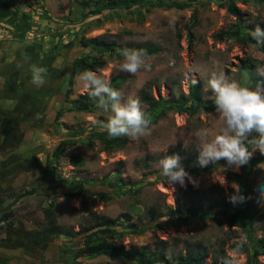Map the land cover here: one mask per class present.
<instances>
[{
  "label": "rangeland",
  "instance_id": "rangeland-1",
  "mask_svg": "<svg viewBox=\"0 0 264 264\" xmlns=\"http://www.w3.org/2000/svg\"><path fill=\"white\" fill-rule=\"evenodd\" d=\"M176 1L183 6L141 4L115 12L105 10L80 20V8L74 0H0V213L13 211V226L0 235L5 240H0V264H142L109 253L80 254L82 235L54 236L41 244L29 242L27 233L44 223L46 208L52 210L58 224L72 230L87 224L92 216L111 217L117 230L125 231L112 241L131 251H154L156 241L161 239L167 243L165 252L170 258L183 255L188 249H201L207 253L202 264L224 256L230 264H247L246 255L231 248L244 235L239 227L228 225L225 209L220 206L214 208L212 218L203 221L188 218L183 222L174 215L150 221L146 216L150 211L166 213L178 205L210 206L221 200L226 202V212L235 210L238 205L229 203L228 197L236 184L227 175L240 172L241 167L238 171L223 170L225 161L220 160L213 170L193 173L184 167L183 160L200 148L194 137L200 128H208L211 137L223 127L215 107L209 106L213 100L207 83L210 74L223 71L242 86L254 87L249 73L239 66L253 64L252 76H260L257 69L264 68V52L255 44L215 38L220 30L239 21L226 10L225 0ZM236 4L246 26L244 32L250 33L257 21L264 20V0H239ZM15 9L18 17L22 12L30 15L31 28L24 39L13 38L14 28L5 22ZM101 15L109 16L98 27L88 26V21ZM81 35H105L125 47L150 44L158 48V53L148 56L152 70L135 75L120 71L122 57L103 55L106 65L94 72L106 80L125 74L127 80L119 88L125 99L129 95L140 98L142 90L155 99H176L188 92L191 80L185 79V73L191 72L200 83V97L209 101V108H200L194 114L164 109L157 122L151 123L150 136L136 140L124 137L117 148L104 149L90 135L94 130L101 131L93 125V118L106 121L109 115L96 105L90 112H64L55 120L56 111L63 105L72 60L89 52L78 41ZM55 43L57 49L52 48ZM172 61L174 65L170 66ZM33 65L48 70L43 87L30 83ZM32 92L38 95L35 100ZM82 93L85 91L78 74L69 98ZM13 94L19 95L20 101L9 99ZM28 101L31 106L22 110L21 104ZM141 104L145 110L147 105L142 101ZM64 140L67 145L56 156L57 147ZM172 155L180 157V164L198 186L189 183L186 187H171L164 182L158 161ZM73 156H79L84 164L72 165ZM260 156L263 155L256 151L250 161ZM116 169L122 177L137 183V194L115 192L107 181L113 179ZM224 178L227 184L221 186L219 182ZM43 179L47 182L40 183ZM248 181L250 199L264 185V162L251 167ZM76 191L75 197L68 195ZM90 191H105L110 198L103 201ZM252 219L254 237L259 239L264 236V211L257 210ZM157 222L158 228L154 226ZM140 229L144 230L136 232ZM220 261L218 264H223ZM254 264H264V255L258 256Z\"/></svg>",
  "mask_w": 264,
  "mask_h": 264
},
{
  "label": "trees",
  "instance_id": "trees-1",
  "mask_svg": "<svg viewBox=\"0 0 264 264\" xmlns=\"http://www.w3.org/2000/svg\"><path fill=\"white\" fill-rule=\"evenodd\" d=\"M167 1H169L167 3ZM239 0H225V8L231 15L239 19L238 23L226 30H220L215 38L222 40L224 38H233L242 43L255 44L257 48L264 52V46L257 45L256 42L251 38L249 32H244L246 26L242 24L241 21V10L237 7V2ZM247 2L248 0H241ZM74 2L79 6L80 11V20H84L88 17H93L103 13V11L108 10L115 12L117 10L129 9L134 5L148 4L150 6H175L181 8L183 5L177 3L176 0H74ZM109 15H101L87 22L89 25H94L96 27L100 26L103 20L107 19ZM30 15L27 12H22L21 16L18 17V11L15 9L12 11L11 15L5 19V22L14 28L12 33L13 38L24 39L26 33L31 28ZM256 27L264 29V20L257 21L255 23ZM250 26V25H248ZM247 26V28H248ZM191 37V33H189ZM80 45L89 52L83 53L80 56L75 57L71 63V69L68 72L66 82L67 87L64 91V101L63 105L56 111L55 120H58L64 112L78 111V112H90L94 109L96 101L91 99L87 93H82L77 96L75 99H70L72 92V86L74 83V77L84 70L96 71L104 68L106 65V60L103 59V55L122 57L119 54L120 49L131 48V49H145L148 53V56L158 53V48L150 44H129L126 47L118 44L114 40L108 39L105 35L95 36V37H85L81 35L78 39ZM58 45L55 43L52 45L53 49H57ZM253 64L247 65L246 63L239 66L240 70L249 73V77L254 82V86L257 81L264 80V76H252ZM127 80V76L122 73L112 75L108 81H110L111 86L118 89L120 86ZM36 92V91H35ZM34 94V92H32ZM14 95V94H13ZM18 95V94H17ZM31 96V95H30ZM38 95H32L31 98H35ZM18 96H10L9 99L13 101L18 100ZM140 98L143 103L147 105L144 110L146 115L150 118L151 123H156L160 113L164 109L175 110L178 113L186 112L188 114H194L200 108H209L207 102L200 97V83L198 82L195 85L190 84L188 92L184 95L181 94L176 99H155L152 95H149L145 90L140 92ZM6 99V98H5ZM30 100V99H29ZM33 100V101H34ZM211 105L214 106L213 100ZM20 104V103H19ZM18 104V106H20ZM16 105V104H15ZM17 106V108H18ZM31 104L29 101L27 103L21 104L20 108L26 110ZM9 107H12L10 105ZM160 111H157L159 110ZM257 134V133H256ZM91 137L99 140L104 149L117 148L124 142V137L120 138H110L105 131L94 130L90 134ZM258 135V134H257ZM92 143L89 142V145ZM67 145V141H62L56 151V156L61 154ZM200 148L196 150L193 155L187 156V159L183 160L184 167L190 170L193 173H197L204 170H213V163L208 164L206 167H200L197 164V157L199 155ZM71 163L74 166H80L84 164L83 159L79 156L71 157ZM257 162H264V155L256 159H253L249 162V165L241 167L240 172H229L227 178L239 186L240 192L247 197V200L243 204H239L235 210L231 213L226 212V202L224 200L216 201L210 206H205L201 204H192V205H178L174 209L167 211L166 213L150 211L146 216L150 221L155 220L158 217L165 215H174L176 220L186 222L188 218H194L198 220H206L212 218L214 208L220 206L223 209V214L227 217V223L230 227L235 226L239 227L246 238L244 242L241 240L234 241L231 244V248L235 251L244 253L246 255V263L254 264L258 256L264 255V236L259 239L254 237L253 229V216L257 210L261 209L264 211V207L258 206V199L260 198V193L257 191L256 196L253 198H248V195L252 192L250 183L248 181V176L251 170V167ZM113 179H109L107 182L115 189V192L118 194H124L128 191H133L136 194L139 191L137 188V183L131 181L130 179L124 178L121 176L119 169H116L113 174ZM111 180V182H110ZM114 181V183H112ZM47 180L43 179L40 183H46ZM81 183H85L82 181ZM125 186H128L129 189H123ZM136 187V188H135ZM78 191L69 192L68 195L75 197ZM91 195L96 196L103 201H107L110 197L105 191H90ZM3 203V200L0 199V204ZM52 206V203L51 205ZM13 211H2L0 213V235L2 232L9 230L13 226ZM3 222V224H1ZM160 223H155V227H159ZM144 229L137 230L136 232L140 233ZM125 234V231H118L114 226V221L111 217L105 215H95L92 216L87 224L80 226L77 230H72L61 226L56 222V219L53 216L51 209H45L44 223L38 228H33L28 231L27 239L33 244H41L46 240L54 236H67L73 237L75 235H82L83 237V248L80 254L86 255H95L101 253L113 254L120 258L134 259L141 262L142 264H152L154 262H159L161 264H202L204 259L207 257V253L201 249H188L183 255L171 257L168 253L165 252L167 243L164 240L156 241V248L154 251L150 250H140V251H131L126 249L123 245H116L112 239L120 238ZM1 241H5L3 237H0ZM237 245H240L237 248ZM80 256V255H78ZM77 256V257H78ZM220 262L227 261V257L221 259H213L211 264H218Z\"/></svg>",
  "mask_w": 264,
  "mask_h": 264
},
{
  "label": "clouds",
  "instance_id": "clouds-1",
  "mask_svg": "<svg viewBox=\"0 0 264 264\" xmlns=\"http://www.w3.org/2000/svg\"><path fill=\"white\" fill-rule=\"evenodd\" d=\"M249 35L257 45L264 46V29L257 26ZM118 51L123 58L119 66L120 71L135 75L142 70L146 73L152 70L145 49L124 48ZM57 65H60V61H57ZM172 65L174 61L170 62V66ZM31 72L30 83L36 88L47 83V68L33 65ZM257 74L264 76V68L257 69ZM79 78L85 93L96 101V107L102 113L109 114L106 121L93 118V125H98L110 138L128 137L136 140L151 135V121L138 96L129 95L125 99L124 94L112 87L110 81L92 70H84L79 74ZM185 79H190L192 85L198 83L191 72L185 73ZM207 83L223 127L218 134L211 137L208 128H200L194 134L200 145L197 164L206 167L210 163L215 164L223 160V170L230 168L238 171L240 167L249 164L256 151L264 155V80L257 81L254 87L242 86L223 71H213ZM252 133L258 135L251 136ZM187 139L189 142L191 137ZM158 163L164 182L171 187L176 184L186 187L189 183L194 187L198 186V182L180 164L178 155L165 156ZM219 183L225 186L227 181L224 178L223 182ZM232 188L233 193L228 197L229 203L233 206L245 203L247 197L240 192L239 186L234 185ZM258 191V206L264 207V185H261ZM245 240V237H241L242 242ZM239 247L240 245H237V248ZM224 264L230 262L225 261Z\"/></svg>",
  "mask_w": 264,
  "mask_h": 264
},
{
  "label": "crops",
  "instance_id": "crops-1",
  "mask_svg": "<svg viewBox=\"0 0 264 264\" xmlns=\"http://www.w3.org/2000/svg\"><path fill=\"white\" fill-rule=\"evenodd\" d=\"M4 139H5V138H4ZM3 169H4V168H2V170H3ZM0 172H1V171H0ZM0 184H1V182H0ZM1 185H2V184H1ZM3 189H4V188H3ZM3 189H2V190H3ZM2 192H4V190H3Z\"/></svg>",
  "mask_w": 264,
  "mask_h": 264
},
{
  "label": "built area",
  "instance_id": "built-area-1",
  "mask_svg": "<svg viewBox=\"0 0 264 264\" xmlns=\"http://www.w3.org/2000/svg\"><path fill=\"white\" fill-rule=\"evenodd\" d=\"M1 224H3V222H1Z\"/></svg>",
  "mask_w": 264,
  "mask_h": 264
}]
</instances>
